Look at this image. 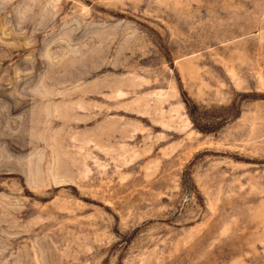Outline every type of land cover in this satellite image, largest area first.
Returning <instances> with one entry per match:
<instances>
[{
    "label": "rangeland",
    "instance_id": "obj_1",
    "mask_svg": "<svg viewBox=\"0 0 264 264\" xmlns=\"http://www.w3.org/2000/svg\"><path fill=\"white\" fill-rule=\"evenodd\" d=\"M0 264H264V0H0Z\"/></svg>",
    "mask_w": 264,
    "mask_h": 264
}]
</instances>
